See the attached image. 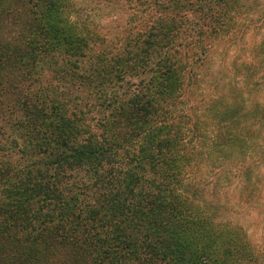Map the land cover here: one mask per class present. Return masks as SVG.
I'll return each mask as SVG.
<instances>
[{"label": "trees", "instance_id": "trees-1", "mask_svg": "<svg viewBox=\"0 0 264 264\" xmlns=\"http://www.w3.org/2000/svg\"><path fill=\"white\" fill-rule=\"evenodd\" d=\"M112 1L155 15L114 42L75 0H0V264H264L202 199L245 161L231 149L251 127L217 121L204 153L174 109L199 61L182 42L215 35L243 0ZM244 166L243 206L262 183L259 161Z\"/></svg>", "mask_w": 264, "mask_h": 264}, {"label": "rangeland", "instance_id": "rangeland-1", "mask_svg": "<svg viewBox=\"0 0 264 264\" xmlns=\"http://www.w3.org/2000/svg\"><path fill=\"white\" fill-rule=\"evenodd\" d=\"M164 1L169 8L171 1ZM185 1L202 5L197 0H180L184 4ZM75 3L74 17L84 21L85 27L99 31L114 42L124 38L130 29L142 25L147 15H155L154 10L141 13L136 3L112 0H75ZM243 3L240 15L232 20L227 16V25L215 35L208 33L206 38L192 35L193 38L182 42L183 47L180 48L188 57L185 59L188 65L197 59L199 61L188 67L183 96L176 99L174 109L177 114L190 118L189 121L184 120L188 123L186 130L199 123V132L194 134L198 136L200 133L201 136L194 141H198V151L204 153L212 138L207 130L215 127L217 121L231 120L242 126L246 123L245 129L251 127L247 145L231 149L233 159L245 161L239 163L237 169L228 171L223 191L217 199L213 200L207 192L202 193V199L204 207L214 204L212 211L218 220L242 226L250 243L264 258V120H260L264 117V47H260L264 42V0H243ZM229 14L234 16L232 12ZM189 16L192 19L198 17L193 16V12H189ZM43 77L51 79L52 75L47 73ZM244 114L246 120H243ZM192 135L189 133L190 139ZM253 161L260 163L258 174L262 183L258 185L259 193L251 204L243 206L239 200L246 186L238 184L233 175L241 171L240 167L245 165V169ZM256 174L252 176L253 184L257 182Z\"/></svg>", "mask_w": 264, "mask_h": 264}]
</instances>
